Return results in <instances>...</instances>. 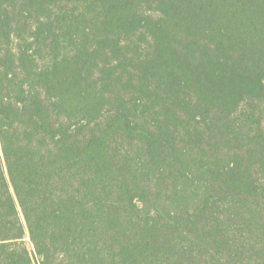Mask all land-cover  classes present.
<instances>
[{
    "label": "trees",
    "instance_id": "16d2710c",
    "mask_svg": "<svg viewBox=\"0 0 264 264\" xmlns=\"http://www.w3.org/2000/svg\"><path fill=\"white\" fill-rule=\"evenodd\" d=\"M37 262L264 264V0H0V264Z\"/></svg>",
    "mask_w": 264,
    "mask_h": 264
},
{
    "label": "rangeland",
    "instance_id": "374dc122",
    "mask_svg": "<svg viewBox=\"0 0 264 264\" xmlns=\"http://www.w3.org/2000/svg\"><path fill=\"white\" fill-rule=\"evenodd\" d=\"M26 242H27V245H28V247L30 248V249H32V244H31V242H30V239H29V237L27 236L26 237ZM36 260V259H35ZM37 264H38V262H37Z\"/></svg>",
    "mask_w": 264,
    "mask_h": 264
}]
</instances>
